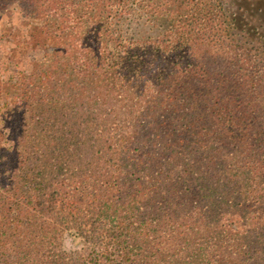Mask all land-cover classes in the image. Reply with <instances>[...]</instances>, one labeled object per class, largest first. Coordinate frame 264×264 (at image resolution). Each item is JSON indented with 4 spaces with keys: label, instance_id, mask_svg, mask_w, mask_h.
Masks as SVG:
<instances>
[{
    "label": "trees",
    "instance_id": "trees-1",
    "mask_svg": "<svg viewBox=\"0 0 264 264\" xmlns=\"http://www.w3.org/2000/svg\"><path fill=\"white\" fill-rule=\"evenodd\" d=\"M27 1L45 59L1 112L0 264H245L250 205L215 214L264 188L221 146L200 167L208 136L264 150V0Z\"/></svg>",
    "mask_w": 264,
    "mask_h": 264
},
{
    "label": "rangeland",
    "instance_id": "rangeland-1",
    "mask_svg": "<svg viewBox=\"0 0 264 264\" xmlns=\"http://www.w3.org/2000/svg\"><path fill=\"white\" fill-rule=\"evenodd\" d=\"M17 1L18 2L9 4H4L0 1V92L2 94V98L0 99V141L2 140L3 142L4 140L2 138L7 131L6 127L9 125L10 120L5 113L1 114V112L3 110L6 112L14 108H20V93L17 88L18 84L16 83L17 74H28L33 66L41 63L45 59L42 50L37 46L34 47L32 41H30V39L32 40V37L28 33L31 24L41 22V19H39L38 17H33L34 13L30 12L29 9L25 10L26 7L29 6V1ZM47 1L51 3L52 0ZM226 1L227 4L233 6L234 8L243 6L245 0ZM20 4H22L25 11L21 9ZM137 17V13H133L132 15L128 16V19L124 21L123 25L126 24L127 28L132 27L136 22ZM259 23L261 22L259 21ZM108 126L109 124H106L100 127V129L104 130L105 128H108ZM253 137L257 138L256 140H253L254 144H258L260 141L259 138L262 137V133L257 134ZM206 146L208 150H205L204 157L201 160L202 163L200 172L205 171V166H211L209 154L214 155L217 153H211L209 151H212L216 146H221L220 152L228 161V158L231 156L236 157L237 160L241 156L238 162L232 167L233 169L241 172L240 174L244 175L245 182L243 188L245 193H248L252 189V186H255V184H260L264 188V181L260 179V174H258V171H264L262 170L263 168H261L262 166H260V164L264 161V150H256V153H250L249 151L248 153L250 154L247 155H245V153L241 154L242 149H239L237 147L239 146V144L236 143L235 140L232 139L230 140V143L227 144L224 142V140L220 139L218 134L206 137L202 145V149L206 148ZM254 148L256 149L255 146ZM184 165L187 166L189 164L187 163ZM188 167L190 168V166ZM212 168L214 169L216 167L212 165ZM216 170L221 172L219 168H216ZM139 174H142L141 171H139ZM253 174L258 175L255 176ZM209 181L213 182L211 179ZM251 194V197L248 196L247 198H243L241 200L235 199L231 195L230 197H228V199L224 200V202H219V208H222V204L226 201L227 205L225 204V207H223L222 209H218L215 216H220L221 214H223L224 210L232 211L234 208H236L238 202L240 201L243 205H250V209H244L241 215V222H243V225H241L242 227H240V229L243 231L245 238L243 244L250 251V256L248 252V257L250 259L248 258L249 260L246 261L245 264H264V259L260 258L257 260L259 256L264 257V203L259 204L254 201L253 195ZM204 199L206 201L205 207L203 206V210L205 214H208V206L209 204H212L211 196L208 199ZM244 201L246 204L243 203ZM208 218L209 222H213L216 219L210 217L209 215ZM224 222L225 224L227 223L226 220H224ZM77 246V240L74 241L72 240V237L70 235L65 234L62 240V248L65 250H69Z\"/></svg>",
    "mask_w": 264,
    "mask_h": 264
}]
</instances>
